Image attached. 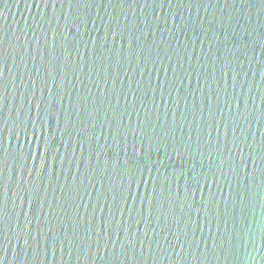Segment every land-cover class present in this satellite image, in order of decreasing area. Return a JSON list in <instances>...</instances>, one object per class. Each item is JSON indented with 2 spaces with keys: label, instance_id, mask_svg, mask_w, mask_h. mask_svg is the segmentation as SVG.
I'll return each mask as SVG.
<instances>
[{
  "label": "water",
  "instance_id": "1",
  "mask_svg": "<svg viewBox=\"0 0 264 264\" xmlns=\"http://www.w3.org/2000/svg\"><path fill=\"white\" fill-rule=\"evenodd\" d=\"M0 52L3 264H264V0H0Z\"/></svg>",
  "mask_w": 264,
  "mask_h": 264
},
{
  "label": "snow or ice",
  "instance_id": "2",
  "mask_svg": "<svg viewBox=\"0 0 264 264\" xmlns=\"http://www.w3.org/2000/svg\"><path fill=\"white\" fill-rule=\"evenodd\" d=\"M3 57V53L0 52V59H2ZM55 59V58H54ZM58 70V65L57 63L55 62H50L49 64V74H51L52 72H56ZM4 87V84L2 81H0V88H3ZM33 123L35 124L36 122L33 121ZM39 151V150H38ZM5 163V161L0 158V172H2V165ZM135 180V175L134 173L130 176L129 178V183H128V191H129V194L131 193V185H132V182ZM123 187V186H122ZM35 191H38V189H35ZM153 193H155V189H153ZM169 196H170V193H169ZM116 197L113 196V200L115 201ZM122 199H124V202L127 203V200H128V197L127 196H123L122 195ZM156 199V196L153 195L152 197L148 198V203L149 205L152 204V201ZM144 204V201L141 200V205L143 206ZM3 211H4V201L2 199H0V220H2V214H3ZM151 214V213H150ZM25 216H27V213H24ZM139 223V221L137 222ZM0 231H2V229H0ZM21 232H23V229H21ZM31 238V237H29ZM18 239H22L23 240V243L24 244H27L28 243V239L24 238L23 236L19 237ZM130 243V242H129ZM141 244L143 243V241L140 242ZM21 251H23L24 249L21 248L20 249ZM132 250H133V253L135 251V246L133 245L132 246ZM125 252H127V249H125ZM0 264H3V260L0 259Z\"/></svg>",
  "mask_w": 264,
  "mask_h": 264
}]
</instances>
